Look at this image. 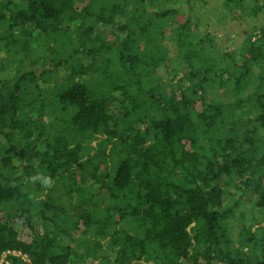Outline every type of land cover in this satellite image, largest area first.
Returning <instances> with one entry per match:
<instances>
[{"label":"trees","instance_id":"obj_1","mask_svg":"<svg viewBox=\"0 0 264 264\" xmlns=\"http://www.w3.org/2000/svg\"><path fill=\"white\" fill-rule=\"evenodd\" d=\"M202 5L0 0V264H264V0Z\"/></svg>","mask_w":264,"mask_h":264},{"label":"rangeland","instance_id":"obj_2","mask_svg":"<svg viewBox=\"0 0 264 264\" xmlns=\"http://www.w3.org/2000/svg\"><path fill=\"white\" fill-rule=\"evenodd\" d=\"M181 2H185L186 0H179ZM222 0H209V5L204 6L202 5V10H200L199 14L203 17L202 21L200 22V20L196 19V17L194 16L193 18V22L198 24V22L200 23V27L196 30V34H197V38L200 39H204L205 35L208 31V28L213 31L214 33L217 34V37L219 40H217L220 43H226L228 38H231V40L235 39L236 43H239L241 40L244 39V33H249V27H250V23L254 22V20H252V18L248 17L244 20H233L230 19L229 15L227 18H220L219 19H215V15L213 16H208L206 17V11L208 12V9L210 8H217L218 11H223V5H221ZM222 15V14H221ZM261 23V18L256 19L255 23ZM102 30V29H100ZM240 35V36H239ZM168 45H171V51H172V57L177 58L178 57V48L176 46H174L171 42H167ZM3 54V53H2ZM5 56V55H4ZM246 203V208L248 211L251 212V210H253V206H252V202L251 200H248V197L245 198L243 200ZM15 211H3L0 214V217L2 219L3 222L11 220L16 214ZM249 216H245L244 217H240V219H233L231 221L233 228L231 229V234L236 236L237 232H239L242 227L248 223L249 221Z\"/></svg>","mask_w":264,"mask_h":264}]
</instances>
